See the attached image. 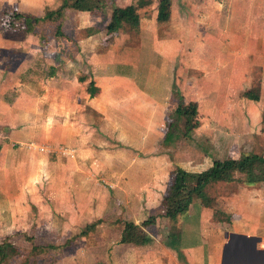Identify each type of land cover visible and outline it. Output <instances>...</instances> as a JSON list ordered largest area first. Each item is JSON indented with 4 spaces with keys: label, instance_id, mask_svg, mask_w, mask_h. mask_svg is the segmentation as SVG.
I'll list each match as a JSON object with an SVG mask.
<instances>
[{
    "label": "rangeland",
    "instance_id": "1",
    "mask_svg": "<svg viewBox=\"0 0 264 264\" xmlns=\"http://www.w3.org/2000/svg\"><path fill=\"white\" fill-rule=\"evenodd\" d=\"M64 1L69 8L61 33L57 34L59 20L46 21L29 38L33 42L36 37L47 47L42 56L53 63L55 59L56 66L37 60L32 84L22 81L20 91L7 90L9 95L19 94L21 106L0 111V242L10 240L21 252L10 264H145V260L147 264H223L230 232L263 238L264 185L211 183L205 198L196 200L176 222L163 216L161 199L177 168L201 172L215 160L264 155V0H171L170 20L163 23L158 21L161 0H108L103 10L93 13L76 12L75 0H52L47 6L40 1L35 11L42 17ZM129 5L138 6L139 27L120 18ZM17 9L2 7L0 15L5 29L2 40L15 46L26 34L9 30ZM10 34L17 38H7ZM77 48L85 70L98 73L90 65L97 51L108 74L125 71L150 95L159 94V188L149 186L154 193L149 210L137 209L141 193L130 192L124 179L111 178V184L101 177L106 170L99 168L91 171L98 176L87 179L89 166L83 159L90 156L79 153L74 160L61 161L54 152L44 162L43 155L30 149L43 144L54 150H80V124L74 113L67 118L64 114L65 93L59 87L50 89L52 100L36 93L53 77V69L70 80L66 56L75 57ZM247 92L259 99H249ZM181 99L184 105L198 104L200 127L190 136L184 134L185 121L174 114ZM130 118L143 122L145 116ZM167 133L172 137L165 142ZM155 151L148 157L150 163L156 161ZM31 159H36L34 166ZM77 165L85 173L71 172ZM62 167L67 169L65 176ZM243 191L249 192L250 203L237 201ZM151 216L157 222L146 229L150 241L139 246H123V225L108 223L121 217L141 225ZM98 219L105 220L95 232L80 235ZM64 222L71 225L66 231ZM173 227L182 233L177 248L166 245ZM257 247L263 249L264 241Z\"/></svg>",
    "mask_w": 264,
    "mask_h": 264
},
{
    "label": "crops",
    "instance_id": "2",
    "mask_svg": "<svg viewBox=\"0 0 264 264\" xmlns=\"http://www.w3.org/2000/svg\"><path fill=\"white\" fill-rule=\"evenodd\" d=\"M40 1H44L45 6H47L46 2H51L52 0H0V15L2 7L5 8L6 6L10 7L11 5H15L18 8V12L38 17V12L35 10H39ZM36 33L37 31L34 33L26 32L25 35L20 36L22 38L17 40V47L11 44L12 42L6 44V42L2 40V36L5 35V29L0 26L1 112L7 113L9 108H19L21 106L20 98H17L19 94L17 93L12 96L7 93V90L17 89L20 91L18 87L22 85V81H25L28 86L31 85L30 78L38 71L37 60L42 62L49 61V63L46 62L48 65L52 66L51 64H54V67L56 66L55 59L53 63L50 57L46 58L44 56L46 58L45 60L42 56L41 52H46L45 48H47L42 42L36 40V37L33 38V42H30L29 38ZM14 37L16 39L17 35L12 36L10 34L7 38L14 39ZM121 42L125 44V39ZM76 51L77 52L74 54L75 57L66 56V67L69 68L70 66V73L72 74L70 80L61 77V73L58 74L54 69L55 72L53 77L51 76L49 80H45L44 87L41 89L42 91L40 90V93H36L41 99L48 100H52L53 98L50 89L59 87L60 92L65 93L66 107L64 114L67 118L68 116H72L71 113H74L76 121L80 124L77 127V140L79 141L80 150L66 148L54 150L46 145H37L35 143L34 147L31 146L30 149L37 152L36 154L38 155H43L44 162H48L50 154L54 152H57L61 161H67L69 157H73L74 160L79 153L83 158H88L90 156L91 158L88 160L83 159V164L89 166V173L86 175L87 179L92 180L98 176L95 172H91L95 168L106 170L107 173L101 175L103 179L106 181L107 179L110 181L111 178L124 179V181L129 184L130 192L135 195L141 193V196L137 199L139 203V206L136 205V207H139L137 209L143 207L149 210L152 206L151 197L152 194H154L152 188L149 186H154L155 188L159 186V102L157 99L159 94L150 95L147 90L141 88L137 84L134 76L125 71H120L114 75L108 74L106 69L102 68L100 65L103 56H99L97 51H94V57H90V59H93L90 65L92 68L94 67V71L98 73L95 74L89 68L85 70L84 67H81L82 59L81 62L78 60V57L82 54L78 48ZM37 54L40 57H37ZM15 58L18 59L14 61L13 59ZM79 71L83 72L84 75L80 76ZM27 72L30 74H27ZM51 72L52 71H50V73ZM91 82L94 83L93 89L95 95L93 97H91L88 89ZM57 83L59 85H57ZM46 88H49V90L45 91ZM80 91H82L81 95L79 94ZM135 114L145 116L144 121H137L130 118ZM5 119H7V116H5ZM153 151H155L154 157L156 161L153 163L152 159L150 163L148 157ZM35 160L36 159H31L30 162H33L31 163L32 165L36 164L34 163ZM71 169V172L75 174H77V172L85 173L78 165L75 168L76 170H73V168ZM60 170L62 171L61 175L65 176L67 169L62 167ZM244 184L248 185V187L256 185ZM258 184L264 185V183H257V185ZM113 185L114 188H116V186L118 187L115 183H113ZM248 193L249 192L243 191L238 194L237 201L240 200V203H250V195H248ZM75 209L74 211L77 213V217L79 215V217L82 218L79 214L80 211H78L77 208ZM119 219L123 222L138 223L137 221H124L121 217L116 220ZM116 220L114 222L109 221L108 223L114 227L120 226L115 224ZM146 220L147 219H145V221ZM64 224L66 231L67 227L71 225L68 224L67 226L65 222ZM122 230L123 228L121 229V233ZM230 233L249 236L238 231ZM252 237L261 238L264 241V236L262 238L254 234ZM128 245L131 244H123V246ZM144 263L147 264L146 260Z\"/></svg>",
    "mask_w": 264,
    "mask_h": 264
},
{
    "label": "trees",
    "instance_id": "3",
    "mask_svg": "<svg viewBox=\"0 0 264 264\" xmlns=\"http://www.w3.org/2000/svg\"><path fill=\"white\" fill-rule=\"evenodd\" d=\"M108 0H75L73 7L76 11L84 13H92L103 10L107 5ZM159 22H168L170 20L171 0H161ZM69 8L67 2L56 10H49L42 17L30 16L18 11H14L11 17L9 30L25 31L27 33H34L40 23L46 21L59 20L57 34L61 33L64 22L65 12ZM120 18L124 20L131 27H139L140 14L138 6L129 5L125 7ZM54 74V69L52 70ZM94 83L91 82L88 89L91 97L95 95ZM246 96L249 99L258 100L259 96L247 92ZM176 118L185 121L184 134L190 136L194 130L200 127L198 118V104L190 102L184 105L183 100L179 102L174 110ZM173 125H169V130ZM169 132V131H168ZM165 142L172 137V133H167ZM243 182L247 184L264 183V155L251 153L242 159H224L215 160L213 165L201 172L187 171L183 168H177L171 174V184L168 187L165 195L162 198L161 205L163 207V216L172 221H177L182 215L189 212L191 205L196 200H201L206 196V188L209 184L214 182ZM102 219L89 224L81 236H88L91 232H95L97 227L103 223ZM157 218L151 216L141 225L134 222H123L116 220L115 224L123 225L121 233V244L140 245L150 241V235L146 229L155 226ZM182 233L177 227H173L169 240L166 245L170 248H177L181 244ZM20 249L16 244L10 240L0 242V264H10L12 260L20 256Z\"/></svg>",
    "mask_w": 264,
    "mask_h": 264
},
{
    "label": "water",
    "instance_id": "4",
    "mask_svg": "<svg viewBox=\"0 0 264 264\" xmlns=\"http://www.w3.org/2000/svg\"><path fill=\"white\" fill-rule=\"evenodd\" d=\"M260 242L261 238L230 234L223 250V264H264V249L257 247Z\"/></svg>",
    "mask_w": 264,
    "mask_h": 264
},
{
    "label": "built area",
    "instance_id": "5",
    "mask_svg": "<svg viewBox=\"0 0 264 264\" xmlns=\"http://www.w3.org/2000/svg\"><path fill=\"white\" fill-rule=\"evenodd\" d=\"M105 181V180H104Z\"/></svg>",
    "mask_w": 264,
    "mask_h": 264
}]
</instances>
